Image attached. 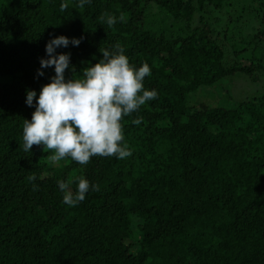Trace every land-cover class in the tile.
<instances>
[{"label": "trees", "instance_id": "obj_1", "mask_svg": "<svg viewBox=\"0 0 264 264\" xmlns=\"http://www.w3.org/2000/svg\"><path fill=\"white\" fill-rule=\"evenodd\" d=\"M241 1L0 0V264H264V0ZM241 8L260 14L247 33ZM61 35L83 37L55 50L70 54L66 80L117 43L151 68L144 87L157 97L122 121L131 156L57 165L42 146L23 150L26 91L38 97L55 75L40 59ZM238 76L261 87L224 106L190 103ZM78 177L99 191L69 206L58 181L75 192Z\"/></svg>", "mask_w": 264, "mask_h": 264}, {"label": "clouds", "instance_id": "obj_2", "mask_svg": "<svg viewBox=\"0 0 264 264\" xmlns=\"http://www.w3.org/2000/svg\"><path fill=\"white\" fill-rule=\"evenodd\" d=\"M89 3L91 0H79L78 7L83 9ZM68 6L62 2L60 11L64 12ZM99 19L109 28L117 23V17L107 13ZM118 19L124 22V14ZM82 39L69 40L63 35L50 39L45 45L48 58L40 59V67H54L55 75L41 87L38 97L34 90L26 91L25 103L32 107L35 100V110L31 120H24L23 150L30 152L33 146H42L43 151L52 153L48 160L57 165L66 159L87 165L96 156L118 159L131 156V149L124 143L122 121L157 97L155 90L144 87L145 77L151 74L149 65L134 67L119 43L114 45V51L100 49L102 58L98 62L84 67L79 76L66 80L64 74L70 68V54H56L55 50L69 44L78 46ZM72 71L74 74V67ZM37 74L43 76L44 72L38 69ZM141 122L142 117L132 120L134 125ZM28 179L33 181L35 177ZM77 180L75 192L70 188L72 179L58 181L63 202L69 206L83 202L90 187L99 191V185H90L84 177Z\"/></svg>", "mask_w": 264, "mask_h": 264}, {"label": "rangeland", "instance_id": "obj_3", "mask_svg": "<svg viewBox=\"0 0 264 264\" xmlns=\"http://www.w3.org/2000/svg\"><path fill=\"white\" fill-rule=\"evenodd\" d=\"M258 1L259 0H246V2L252 6H257ZM239 2L241 3L242 1L239 0ZM241 10L244 12L242 14V22L244 23V28L246 29L243 31L244 33H247L250 32L248 31V29H250L251 27L258 26L260 14H256V12L253 11L252 8L250 11L245 8H241ZM240 25L242 28L243 24L240 23ZM232 27L234 28V25H232ZM254 32L257 31L255 30ZM227 37L229 41L234 40L233 38H235L234 35L229 33L227 34ZM259 38L261 39V41H259L257 45L261 47L264 45V34ZM252 86L253 85L250 83V81L244 77L238 76L232 79L225 78L224 80L218 81L211 87L199 88L197 91L190 95V103H196L204 100L203 102L210 106H224L227 104V100L221 97L226 96L229 100H237L243 96H249L251 95L255 87H257V90L261 87V83H256L253 87Z\"/></svg>", "mask_w": 264, "mask_h": 264}]
</instances>
